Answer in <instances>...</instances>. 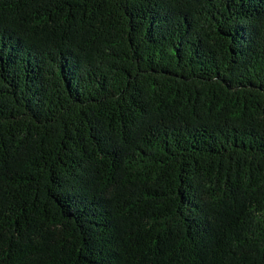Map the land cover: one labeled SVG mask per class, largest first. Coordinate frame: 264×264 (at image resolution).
<instances>
[{
	"label": "trees",
	"instance_id": "16d2710c",
	"mask_svg": "<svg viewBox=\"0 0 264 264\" xmlns=\"http://www.w3.org/2000/svg\"><path fill=\"white\" fill-rule=\"evenodd\" d=\"M0 264H264V0H0Z\"/></svg>",
	"mask_w": 264,
	"mask_h": 264
}]
</instances>
